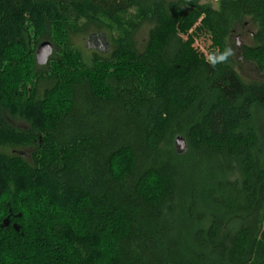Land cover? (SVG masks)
<instances>
[{
	"label": "trees",
	"instance_id": "1",
	"mask_svg": "<svg viewBox=\"0 0 264 264\" xmlns=\"http://www.w3.org/2000/svg\"><path fill=\"white\" fill-rule=\"evenodd\" d=\"M247 26L264 73V0H0V264H264Z\"/></svg>",
	"mask_w": 264,
	"mask_h": 264
},
{
	"label": "rangeland",
	"instance_id": "2",
	"mask_svg": "<svg viewBox=\"0 0 264 264\" xmlns=\"http://www.w3.org/2000/svg\"><path fill=\"white\" fill-rule=\"evenodd\" d=\"M214 2L217 0H203V2ZM104 28V27H103ZM240 30V29H239ZM241 29L238 33L236 32L234 36L231 38V49L234 58V64L236 65L239 73L249 81H264V73L258 71V69L249 63L243 62L239 58L238 49L236 48L237 42L242 44H250L251 43V35L254 30L253 26H247L246 29ZM92 34V35H91ZM94 34V35H93ZM96 34V35H95ZM109 29L104 28L103 30L99 29L95 26H92L90 30L85 33L76 34L73 36V44L78 49H82L85 53L84 55H88L92 50L100 53H109L110 51V35ZM114 36H117L116 32L113 33ZM143 30L138 33V38L142 40ZM91 35V38H89ZM87 41V43H86ZM195 46L205 55L209 54V47L211 46V41L209 37L202 36L197 39ZM41 67V66H40ZM258 121V126L260 132L262 134V140L264 142V115L260 116Z\"/></svg>",
	"mask_w": 264,
	"mask_h": 264
},
{
	"label": "water",
	"instance_id": "3",
	"mask_svg": "<svg viewBox=\"0 0 264 264\" xmlns=\"http://www.w3.org/2000/svg\"><path fill=\"white\" fill-rule=\"evenodd\" d=\"M238 46H241V43L238 42ZM54 52V45L49 40L42 42L36 52V63L38 64V66H46L49 63ZM175 147L179 154H183L187 149L185 139L183 137H177L175 141ZM4 225L8 226L7 220L4 222Z\"/></svg>",
	"mask_w": 264,
	"mask_h": 264
},
{
	"label": "clouds",
	"instance_id": "4",
	"mask_svg": "<svg viewBox=\"0 0 264 264\" xmlns=\"http://www.w3.org/2000/svg\"><path fill=\"white\" fill-rule=\"evenodd\" d=\"M222 59H223V57H222Z\"/></svg>",
	"mask_w": 264,
	"mask_h": 264
}]
</instances>
